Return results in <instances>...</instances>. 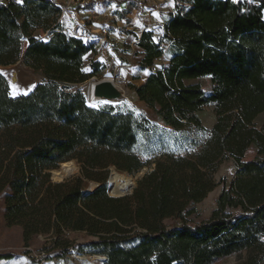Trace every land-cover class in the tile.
I'll return each mask as SVG.
<instances>
[{"label": "trees", "instance_id": "trees-1", "mask_svg": "<svg viewBox=\"0 0 264 264\" xmlns=\"http://www.w3.org/2000/svg\"><path fill=\"white\" fill-rule=\"evenodd\" d=\"M62 12L58 0H0V65L23 57L43 78L30 92L13 95L0 71L5 224L22 227L26 246L39 234L85 231L94 239L80 246L104 255L105 264H217L243 252L241 264H261L264 120H256L264 113V0H175L159 39L150 29L137 34L140 67L150 73L132 88L167 128L126 102L92 105L82 90L68 89L102 70L93 60L85 69L97 43L69 34ZM166 52L168 62L153 70ZM204 77L216 113L209 130L195 111L205 90L194 80ZM190 126L208 133L194 153L155 149L159 130ZM251 147L257 156L243 160ZM227 158L237 170L219 182L215 175ZM71 160L101 185L89 190L81 176L53 182L50 171ZM148 166L132 194L110 195L111 167L136 174ZM218 185L211 216L191 224L196 204ZM12 256L0 253V259Z\"/></svg>", "mask_w": 264, "mask_h": 264}, {"label": "rangeland", "instance_id": "rangeland-1", "mask_svg": "<svg viewBox=\"0 0 264 264\" xmlns=\"http://www.w3.org/2000/svg\"><path fill=\"white\" fill-rule=\"evenodd\" d=\"M6 1V0H1ZM19 1V0H16ZM63 5V12L60 17L65 30L69 34H76L85 40L97 43L96 50L90 52L86 58L84 67L89 69L90 62L98 61L101 63L102 70L100 75H94L82 83L69 85V90H82L87 96L88 102L92 105H98L102 102L123 103L126 102L137 111L143 113L152 122L160 128H167L159 118L156 111L148 104L139 99L132 84H143L150 73L149 69H142L140 61L142 50L138 46L137 34L143 31L142 19L148 20L149 29L153 30L157 39L161 37L162 24L169 17V14L175 12V0H58ZM108 29V41L104 46H100L98 37L102 36V31ZM38 36L46 39L47 34L42 30L36 32ZM26 46V43L24 44ZM25 50V47H24ZM113 53V57L109 56ZM169 58L166 52L163 56L155 60L153 70L163 67ZM0 71L7 77L10 90L13 95L30 92L34 86L43 78L41 74L33 68L26 65L21 57L17 62L10 65H0ZM108 74L113 78L117 87L123 96L117 101H108L106 99H91L89 96V85L99 80L106 79ZM200 82L205 95L201 102L196 105L195 111L200 117L203 126L211 129L216 121L215 106L211 101L212 83L209 77L194 80ZM264 120V113L260 114L256 122L260 125ZM165 132L162 129L154 137V147L159 150L161 146H167L182 155H190L199 149L196 141L203 142L208 133L190 126L183 131ZM257 156V151L251 147L243 160H251ZM73 162L76 170L64 181L70 180L76 176H81L87 183L88 188L93 183H100L98 180L88 178L84 175L81 166L75 160ZM153 166V164L151 165ZM151 166L144 167L150 170ZM61 167V166H60ZM57 168V169H60ZM114 169V170H113ZM237 170V165L233 158L225 159L215 177L221 182L222 179L228 181L233 177ZM118 172L122 176L125 174L138 178L136 174L119 172L114 167L106 173V185L108 187L111 178ZM222 185H218L208 196L196 204V212L188 217L191 224H196L209 218L216 207V199L221 191ZM166 223H172L167 219ZM94 239L85 231H66L60 236L50 234L36 235L28 246L23 240V230L20 225L7 226L3 218V208L0 210V253L13 254L10 258H1L0 264H105V256L94 254L83 250L81 244ZM248 253L243 252L240 255L228 257L217 264H241ZM264 264V261L261 263Z\"/></svg>", "mask_w": 264, "mask_h": 264}, {"label": "water", "instance_id": "water-1", "mask_svg": "<svg viewBox=\"0 0 264 264\" xmlns=\"http://www.w3.org/2000/svg\"><path fill=\"white\" fill-rule=\"evenodd\" d=\"M95 92L100 97V99H106L108 101H117V100L121 99L123 96L122 92L120 91V89L118 87H116L111 81L104 80V79L99 80L96 83ZM62 164H61L60 169H53L50 171L51 180L53 182H62V181H64V179L67 176H69V175H64ZM115 170H116V168H115ZM148 171L149 170L147 168H143L141 170V172L137 175L138 178H142ZM100 185H101L100 183H93L92 187L88 188V189L94 190L97 187H99ZM134 188H135V185L128 191L113 192V191H111L110 182L108 185V191H109L110 195L115 196V197H121V196L132 194L134 191ZM103 259L106 260V257H104Z\"/></svg>", "mask_w": 264, "mask_h": 264}, {"label": "bare ground", "instance_id": "bare-ground-1", "mask_svg": "<svg viewBox=\"0 0 264 264\" xmlns=\"http://www.w3.org/2000/svg\"><path fill=\"white\" fill-rule=\"evenodd\" d=\"M105 80L111 81L117 87V84L113 81V78L110 74H108ZM96 83L92 82L89 85V96L91 99L99 100L100 97L95 92ZM62 167H63L64 175H71L76 170V166L73 162L63 163ZM136 179H137L136 177L129 176L127 174L122 176L118 172H115V174L113 175L110 181L111 191L113 192L128 191L135 185Z\"/></svg>", "mask_w": 264, "mask_h": 264}, {"label": "built area", "instance_id": "built-area-1", "mask_svg": "<svg viewBox=\"0 0 264 264\" xmlns=\"http://www.w3.org/2000/svg\"><path fill=\"white\" fill-rule=\"evenodd\" d=\"M141 24H143V30L149 29L150 25L148 23V20L142 19L141 20ZM101 33H102V36L98 37V41H99L100 46L102 47L108 41L107 36L109 34V31H108V29H104ZM108 54H109V56L113 57V53L112 52H109Z\"/></svg>", "mask_w": 264, "mask_h": 264}, {"label": "crops", "instance_id": "crops-1", "mask_svg": "<svg viewBox=\"0 0 264 264\" xmlns=\"http://www.w3.org/2000/svg\"><path fill=\"white\" fill-rule=\"evenodd\" d=\"M72 35L79 37L78 35H76L74 33ZM141 56L144 57V53L143 52H142Z\"/></svg>", "mask_w": 264, "mask_h": 264}]
</instances>
